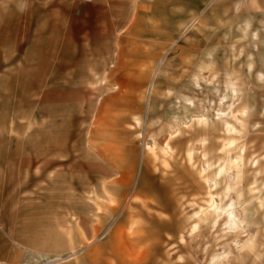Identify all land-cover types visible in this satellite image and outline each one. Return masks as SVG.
<instances>
[{
  "label": "rangeland",
  "instance_id": "obj_1",
  "mask_svg": "<svg viewBox=\"0 0 264 264\" xmlns=\"http://www.w3.org/2000/svg\"><path fill=\"white\" fill-rule=\"evenodd\" d=\"M75 1L0 0V27H55L0 62L17 263L264 264V0H126L117 25Z\"/></svg>",
  "mask_w": 264,
  "mask_h": 264
},
{
  "label": "crops",
  "instance_id": "obj_2",
  "mask_svg": "<svg viewBox=\"0 0 264 264\" xmlns=\"http://www.w3.org/2000/svg\"><path fill=\"white\" fill-rule=\"evenodd\" d=\"M55 1V0H54ZM63 2H65L66 5V0H62ZM125 2L126 0H93L90 4H86V3H81L79 0H76L74 2V6L78 11V19L81 22L84 23H97L98 22V17H103L106 18V20L101 21L100 23L103 24H119V21H113L112 18L114 16H118V14H115L114 11L112 10V8L114 6H122L124 9L122 11V13L120 14V16L122 17H126L127 16V11L125 8ZM123 4V5H121ZM52 9H54V7L52 6ZM51 10V9H50ZM92 11L94 12V14L92 13ZM54 15V11L47 12V18L49 16H53ZM66 16V15H64ZM65 21V20H64ZM125 22V20H124ZM30 31L32 33L31 35V39L29 41L28 47H36V48H40L43 47L45 49L48 48H54L55 47V40H54V31H55V27H54V23L53 21H51L49 23V21L47 20V27H0V62L3 59L4 56L7 55V49L8 48H15L17 45V32L20 31ZM52 33V34H48V33ZM63 32H64V39L62 41V45L64 47H66V27H63ZM8 33H10L8 35ZM41 53V52H40ZM53 55H54V51L51 50H46L45 52H42L40 54V56L42 58H46L47 64H52L53 62ZM70 62L72 63V61L70 60ZM1 69V68H0ZM43 69V68H42ZM54 68H52L53 70ZM49 71V68H46L42 71L43 75L41 77V79L45 78V74ZM2 71L0 70V81L3 80L4 78L1 77ZM38 73V71H37ZM67 74V73H66ZM38 77V76H37ZM40 78H36V86L37 83L39 82ZM39 85V84H38ZM0 86H3L0 82ZM68 88H66V95H76L80 88L78 86H74V87H70L67 86ZM1 89V87H0ZM39 89L36 88V91H32L30 93L27 94H31V95H39L40 92L38 91ZM49 90V88H48ZM1 93V92H0ZM49 91H44L42 92V95H48ZM0 176H2V172H1V168H0ZM10 245V244H9ZM18 255L16 254L15 249H12L10 247V250L8 248V242L6 241V239L2 236V234L0 233V264H20L17 262H20V260H18ZM49 261V260H48ZM46 261V262H48Z\"/></svg>",
  "mask_w": 264,
  "mask_h": 264
},
{
  "label": "bare ground",
  "instance_id": "obj_3",
  "mask_svg": "<svg viewBox=\"0 0 264 264\" xmlns=\"http://www.w3.org/2000/svg\"><path fill=\"white\" fill-rule=\"evenodd\" d=\"M150 88H152V82L149 84V89H148V92H149V90H150ZM151 91V90H150ZM231 166V165H230ZM229 169V168H228ZM225 214H226V218H225V222H226V224H228L229 226H234V227H236L237 225H236V221H235V216L232 214V210H228V211H225L224 212ZM220 257H222V255L220 256ZM216 258V257H215ZM214 258V259H215ZM217 258H219V256L217 257ZM213 259V258H212ZM48 261V260H47ZM216 261V260H215ZM214 262V261H213ZM214 264V263H213ZM215 264H217V262H215Z\"/></svg>",
  "mask_w": 264,
  "mask_h": 264
},
{
  "label": "built area",
  "instance_id": "obj_4",
  "mask_svg": "<svg viewBox=\"0 0 264 264\" xmlns=\"http://www.w3.org/2000/svg\"><path fill=\"white\" fill-rule=\"evenodd\" d=\"M81 3H91L93 0H79Z\"/></svg>",
  "mask_w": 264,
  "mask_h": 264
}]
</instances>
